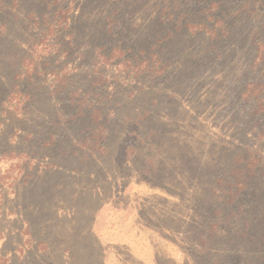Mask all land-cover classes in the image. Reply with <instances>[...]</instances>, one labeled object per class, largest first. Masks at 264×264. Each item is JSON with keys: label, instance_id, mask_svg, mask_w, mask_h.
Listing matches in <instances>:
<instances>
[{"label": "rangeland", "instance_id": "rangeland-1", "mask_svg": "<svg viewBox=\"0 0 264 264\" xmlns=\"http://www.w3.org/2000/svg\"><path fill=\"white\" fill-rule=\"evenodd\" d=\"M0 264H264V0H0Z\"/></svg>", "mask_w": 264, "mask_h": 264}]
</instances>
